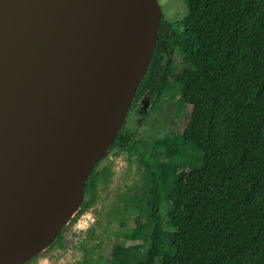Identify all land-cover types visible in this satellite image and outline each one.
<instances>
[{"label":"trees","instance_id":"trees-1","mask_svg":"<svg viewBox=\"0 0 264 264\" xmlns=\"http://www.w3.org/2000/svg\"><path fill=\"white\" fill-rule=\"evenodd\" d=\"M182 1L184 19L163 14L126 119L146 97L193 106L182 130L117 133L110 151L125 152L141 176L106 229L115 223L116 236L140 246L122 239L114 264H264V0ZM101 177L96 166L85 196Z\"/></svg>","mask_w":264,"mask_h":264},{"label":"water","instance_id":"water-1","mask_svg":"<svg viewBox=\"0 0 264 264\" xmlns=\"http://www.w3.org/2000/svg\"><path fill=\"white\" fill-rule=\"evenodd\" d=\"M158 0H0V264L55 242L154 55Z\"/></svg>","mask_w":264,"mask_h":264},{"label":"rangeland","instance_id":"rangeland-1","mask_svg":"<svg viewBox=\"0 0 264 264\" xmlns=\"http://www.w3.org/2000/svg\"><path fill=\"white\" fill-rule=\"evenodd\" d=\"M158 1L169 21H180L188 15V9L182 0ZM173 58L180 61L181 56L175 53ZM192 106V101L183 98L162 100L159 106H154L146 97L138 103L123 126L126 130L137 133L138 137L179 131L186 125ZM172 121L176 124L172 125ZM97 169L102 177L93 182L96 192L85 196L84 202L89 204L83 203L64 227L62 246L53 243L25 264H114V250L122 239L133 248H139L140 245L133 242L128 235L118 237L113 233L118 229L117 224H112L111 230L106 229L108 219L117 210L118 199L124 195L133 197L129 190L132 191L131 188L140 179L138 163L131 161L125 152L113 149L98 163ZM139 198L143 197L139 194L136 198L138 202ZM142 216L143 210L140 209L128 227L134 226ZM83 242L85 249L81 248Z\"/></svg>","mask_w":264,"mask_h":264}]
</instances>
